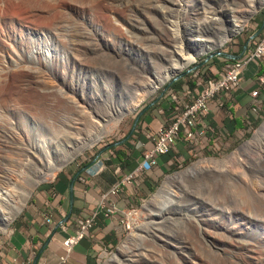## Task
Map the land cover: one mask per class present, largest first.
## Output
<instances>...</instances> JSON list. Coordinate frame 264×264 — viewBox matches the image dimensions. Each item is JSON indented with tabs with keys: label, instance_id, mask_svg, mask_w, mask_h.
I'll list each match as a JSON object with an SVG mask.
<instances>
[{
	"label": "rangeland",
	"instance_id": "rangeland-1",
	"mask_svg": "<svg viewBox=\"0 0 264 264\" xmlns=\"http://www.w3.org/2000/svg\"><path fill=\"white\" fill-rule=\"evenodd\" d=\"M157 1L0 0V127L9 128L11 131L28 128L30 138L34 140H31L34 147L38 146L42 156L50 160L48 167L41 165L29 169L28 172L26 170L25 177L21 178V183L24 181V185L21 186L23 189H29L30 195L23 202L21 201L22 208L8 224L7 230H0V251L7 246L11 231L23 216L35 194L45 185L53 183L60 174L80 169L105 145L125 137L137 114L153 101L168 83L167 80L135 109L127 111L120 123L93 145L80 149L74 144H65L62 154L67 152L65 159L70 158V160L65 163L56 162L46 148L45 138L53 136L54 131L62 124L63 127H67L72 120L71 102L68 100L70 94L64 87L61 90L58 88L61 85L58 83L59 79L53 75L54 73L47 75L54 71L56 59L69 60L72 52L76 54L78 62L80 61L79 66L84 68L85 74L79 75L80 68L76 67L75 75L69 76V81L76 84L80 92H86L89 104L97 109L105 110L110 102L119 107L132 101L134 95L142 91L143 87L154 80L157 74L173 73V67L187 60L183 56L188 53H196L203 48L211 47L202 52L203 54H195V60L186 65L183 71L201 63L208 55L206 52L211 49V51L222 49L235 53L232 50L237 46L235 51H241L245 41L260 27L264 17V0ZM174 2L179 4H173ZM73 17H77L84 27H88L90 23L97 25L100 33H104L113 46L103 40H87L83 36H80V39L76 36L74 40L76 45L73 48L70 39L65 36L67 28L71 27ZM234 22H243V28L227 37V41L218 47L220 39L233 30ZM187 30H196L195 38L197 39L196 46L189 50L186 42ZM174 34H177L180 39L174 41ZM58 35H60L59 40ZM255 40L256 38L250 44H254ZM174 46H177L180 55L173 53ZM181 48L185 51L182 56ZM39 51L44 53L42 63L39 62ZM227 60L233 59L215 56L173 84L179 83L181 87L185 81L188 88H194L199 76H214L210 66H219L222 71ZM38 70H46L48 73L43 75L45 72L39 71L41 73L39 75ZM49 76L52 77H50L51 84L49 79L41 81ZM34 79L35 81L38 79L39 86H34L35 83L37 84ZM53 81L56 83L52 84ZM106 89L113 93L108 94ZM132 106H134L133 103ZM114 122V120H107L106 127L111 129ZM263 124L264 114L257 126L242 142L251 141ZM238 147L239 145L232 149L200 152L186 160L174 159L160 175V180L152 193L135 207L137 213L130 219L131 221L135 219L137 223L133 222L131 229L122 225L119 239L104 250L97 264H106L108 258L119 252L121 245L132 236L134 231H138L143 236H138L136 241L134 240L133 248L137 249L136 255L126 256L129 259L121 261L120 264H148L146 258L151 260L158 258V264H178L180 255L187 257L200 255L211 264H242V259L243 264H257L258 260L254 257L253 251L260 246L264 247V135L258 142L246 146L240 161H235L232 166L227 167L228 169L205 170L185 179H174L173 187L179 189L182 197L172 206L175 209L174 213L167 219L160 221L150 218L146 207L166 180L169 182L170 177L202 160L225 158L232 152L238 151ZM10 156L15 158L10 162L5 161L3 152L0 153V172L2 173L0 180L2 181L19 171L16 160L20 156L13 153ZM8 162L11 165H8ZM55 167L58 170L56 169L52 176L50 171ZM241 170H244V173ZM42 172H45V175L38 177V174ZM228 210L232 214H237L235 219L239 220L244 214L250 220L247 224L249 231H245L243 236L227 235L228 237H225L221 234L222 231L209 224L215 217H220L221 221L227 220L228 223L229 219L222 216V213L229 212ZM149 244L152 245L149 246Z\"/></svg>",
	"mask_w": 264,
	"mask_h": 264
},
{
	"label": "crops",
	"instance_id": "crops-1",
	"mask_svg": "<svg viewBox=\"0 0 264 264\" xmlns=\"http://www.w3.org/2000/svg\"><path fill=\"white\" fill-rule=\"evenodd\" d=\"M235 48L232 52L239 53ZM209 68L214 75L220 71L216 65ZM186 86L185 81L181 87L175 83L170 90L181 93L188 88ZM254 91H258V96ZM173 104L166 93L142 116L126 143L101 156L106 166L100 174L90 176L85 170L77 177L73 198L70 183L79 169L64 172L53 183L42 187L11 231L7 246L0 251V264H33L50 237L38 264H97L104 250L119 239L125 212L137 207L152 193L160 175L174 159L186 160L200 152L232 149L253 131L264 114V59L245 67L241 82L232 93H221L210 102L196 127V142H189L181 133L173 149L160 155L150 170L127 180L143 161L144 152L154 146L156 131L172 119ZM122 182L121 189L113 193V187ZM111 206H115V212L106 215V208ZM96 210L99 214L95 226L74 245L66 262L62 263L61 258L66 254L64 240L75 232L76 220ZM70 211L69 220L61 224Z\"/></svg>",
	"mask_w": 264,
	"mask_h": 264
},
{
	"label": "bare ground",
	"instance_id": "bare-ground-1",
	"mask_svg": "<svg viewBox=\"0 0 264 264\" xmlns=\"http://www.w3.org/2000/svg\"><path fill=\"white\" fill-rule=\"evenodd\" d=\"M179 2H181V1H179ZM179 2L178 3L176 2V3L179 4ZM110 3H112V2H110ZM176 3L174 2L173 4H176ZM205 13H206V11H205ZM72 20H73V22L71 23V27L67 28V32H65V36L68 39H70L71 44L73 45L72 46L73 48L76 45V44H74V40H76V38H75L76 36H79V37L83 36L87 40H89V39L90 40H95V39L103 40V41H106L110 45L113 46V43H111V40L108 37H106L104 35V33H102V32L100 33V29H99V27L97 25H93V24L90 23L89 26H91V27H89V26L88 27H84L79 22L77 17H73ZM243 25H244L243 22L242 23H240V22H238V23L236 22L235 23L234 22L233 23V30H231L229 32V34L226 33L228 35H225L224 37H222L220 39L218 45H221L225 41H227V37H230L231 34H234L235 32L241 30L243 28ZM195 33H196V30L195 31L194 30H190V31H188L186 33L187 34L186 42H187L188 50L192 49V48H194L196 46L197 39L195 38ZM57 39L58 40L60 39V35H58ZM80 39H81V37H80ZM179 39H180L179 36L177 34H174V41H177ZM80 41H82V40H80ZM210 48L207 47V48H203L201 50L199 49L200 51H196V53H188V55L186 54V56H183L184 59L187 58V60H185L182 64L174 66L173 67V73H177L178 71H181L186 65H188L191 62H193L195 60V54L205 52V51H207ZM173 51H174L173 52L174 54L179 52V50L177 49V46H174ZM183 51L184 50L181 48L180 49V53L182 52L181 56L183 54ZM184 53H185V51H184ZM38 54H39V62L40 63L44 62L43 61L44 53L42 51H39ZM75 55L76 54H74V52H72L69 60L68 59L67 60L56 59L55 60L56 64H55V68H54L53 72L51 70H50L51 72H49V73L46 72V70H43V71L42 70H38V72L39 71H42V73L45 72V73H43V75L44 74L46 75V73H48L47 75L54 73L53 75L59 79L58 83L61 85V87H58V88H60V90H61V88L64 87L65 91L70 94L69 95L70 97L68 96L69 97L68 100H69V102H71V104H70V114H71V119H72L71 122L68 123L67 127H63L62 126L63 122L61 121L62 125L60 124L61 126L58 127L54 131V135L53 136H46V138H45L46 148L49 151V153L51 154L52 158L54 157L56 159L55 160L56 162H61V163H65V162L70 160V158L65 159V157H67V154H66L67 152L64 155L62 154V150L64 149V145L65 144L68 145L67 143H69V144L71 143V144H74V145L80 147V149L84 148L86 146L93 145L99 139H101L103 137V135L109 133L115 126H117L120 123L121 119L123 118V115L127 111H129L131 109H134L149 94H151L152 92L157 90L160 87V85H162L164 82H166L173 74V73H170V72H168L165 75L157 74L156 78L154 80H151L150 82H148L143 87L142 91L137 92L134 95L132 101L128 102L125 105L119 106V107L115 103L110 102L109 104L106 105L105 110H100V109L95 108L93 105L89 104V99H87V96L85 94L86 92L85 93H84V91L80 92L77 89L76 84H74L71 81H69V76L74 74V71H75L76 67L80 68V70H78V74L79 75H84L85 74L84 68L79 66V64H80L79 62L80 61L78 62V59H77V57ZM178 55H180V54L178 53ZM35 75H37V73ZM39 75H41L40 72H39ZM50 77L51 76H49V78H43L42 80L39 78V81L40 80L43 81L44 79H49L48 81L50 82V80H52L51 79L52 77L51 78ZM34 81H35V79H34ZM36 81H37V84L36 83L34 84L33 81H32V83L34 84V86H39L38 79ZM54 81H55V79H54ZM54 81L52 82V84L54 83ZM46 84L47 83H45V85ZM50 84H51V82H50ZM50 84H48V85H50ZM62 91L64 93V90H62ZM106 92L108 94H112L113 93L109 89H106ZM67 93H65V94H67ZM132 103H133L134 106L131 107ZM107 120L108 121L109 120L110 121L111 120L115 121L111 129H108L106 127L107 123H105V122ZM66 124H67V121H66ZM27 129L28 128H26V130H24V129H16L15 130L14 129L15 131L14 130L11 131L9 128L7 129L6 127H0V153L2 154V152H3V158L5 159V161L9 160V162H10L12 159L15 158V157L12 158L10 156L12 153H13V155L18 154L20 156L19 159H18L19 161L15 159L17 161V167H18L17 170H19L18 173L16 172L15 175L7 177V179H5L6 181L5 180H3V181L0 180V184H1V186H0V230H4V231L7 230L8 224L14 219L15 215L22 208V207H20L21 201L23 202L24 199L27 196L30 195V190L29 189H23V187H22L24 185L23 184L24 181L21 183V180H22L21 178L25 177L26 170L28 172L29 169L31 170V169H33V168H35L37 166H41V165L47 166L50 163V160H48V158L45 159L42 156V153H40L39 149L37 148L38 146L34 147V145L32 144V141H31V140H33V138L32 139L30 138V133H29L30 130H27ZM52 134H50V135H52ZM263 135H264V124L257 131V133L255 134L254 138L251 141H249L248 143H246V145L242 149H239L238 151H234V152H232L231 154H229L228 156H226L225 158H222V159L202 160V161L194 164L193 166L188 167L186 170L181 171V172L177 173L176 175L170 177L169 178V182H167V180H166V183L160 188V190L157 193H155L153 198L146 205L147 210H148V215L150 216V218H153L155 220H160L161 221V220L167 219L168 217H170V215L172 213H174L175 209H173L172 206L174 204H177V202L182 197V194L179 191V189L173 187L172 181L174 179H185L186 177L198 174L199 172L205 171V170H209V171L210 170L211 171L216 170V171H218L217 169H225V168L228 169L230 167V165L232 166V164H234L235 161H237V160L240 161V156H241L242 151L245 149L246 146H249L250 144L252 145V144L258 142L262 138ZM70 152H73V151H70ZM1 158H2V156H1ZM8 165H11V164L9 163ZM8 165H7V167H8ZM240 165H241V163H240ZM7 167H6V170L9 171V169H7ZM233 167H236V166H233ZM49 168H47V169H49ZM56 169H57V167L53 168L52 171H50V172H52V176L55 174V170ZM238 170H240V169H238ZM1 174L2 173L0 172V175ZM44 175H45V172H42V173L38 174V177L39 176L43 177ZM248 176H249V174H248ZM248 176H247V179H249ZM175 182H177V181H175ZM259 188H260V185H259ZM236 215L237 214H232L231 211L224 212V213H222V216L225 217L226 219H229L228 223H227V220L226 221H221L220 217H215V218H213L210 221L209 224L212 227L214 226V227L218 228L219 231H222L221 234L223 236H225V237H228L227 235L243 236L245 234V231L246 232L249 231V227H247V224L249 223L250 220H248V217L246 215H244V214L239 220L235 219ZM211 216H213V215H211ZM208 218H210V217H208ZM133 222H134V224L137 223L135 221V219L132 221V223ZM153 222H155V221L153 220ZM200 222H202V221H200ZM215 231H216V229H215ZM213 233H215V232L213 231ZM208 234H209V232H208ZM138 236L139 237H143V236H141V234L138 231L137 232L134 231L132 236H130L121 245V247L119 249V252L113 254L110 258H108L106 264H120L121 261L129 259V258H126V256H135L136 255L135 251L137 249L133 248V247H135L134 240L136 238H138ZM216 236H217V234H216ZM158 238H160V237H158ZM163 239H164V237H163ZM157 240L159 241V239H157ZM242 240H244V238ZM153 241H154V237H153ZM229 241H230V239H229ZM231 241H232V239H231ZM249 241H251V240H249ZM169 243H167V244H169ZM217 244H219V243H217ZM233 244H234V242H233ZM150 245H152V244H149V246ZM240 245H242V244H240ZM154 246H155V244H154ZM225 248H227V247H225ZM230 249H232V248H230ZM232 251H234V250L232 249ZM240 251H241V249H240ZM155 252H157V251H155ZM247 252H246V254H247ZM253 252L255 254L254 257H256V259L258 260L257 264H262L264 262V258H263L264 257V247L260 246V247H258L257 250L255 249V251H253ZM234 253H236V252H234ZM187 254H189V253H187ZM156 256H158V255H156ZM197 256L196 255H190L189 257H187V256H184V255H180L179 259H178L179 260L178 264H211V262L205 260V258L204 259L201 258L202 256L201 257H200V255L198 257ZM220 257H221V255H220ZM145 258H146V256H145ZM157 259L158 258H156V260H151V259L146 258V262L148 264H158L157 263ZM254 261H256V260L254 259ZM241 262L244 263V260L242 259Z\"/></svg>",
	"mask_w": 264,
	"mask_h": 264
},
{
	"label": "built area",
	"instance_id": "built-area-1",
	"mask_svg": "<svg viewBox=\"0 0 264 264\" xmlns=\"http://www.w3.org/2000/svg\"><path fill=\"white\" fill-rule=\"evenodd\" d=\"M254 42V44L249 45L242 58L227 60L222 71H219L217 75L212 77L199 76L194 88H187L181 93L170 89L167 91L174 103L172 107L173 117L156 131L154 146L144 152L143 161L133 173L127 176V180H132L140 172L150 170L160 155L169 153L173 149L181 133L189 142H196V127L199 119L207 113L210 102L221 93L226 95L232 93L239 86L245 67L251 62L264 59V30ZM253 94L258 96V91H254ZM105 166L104 159L100 157L86 169V173L90 176L98 175ZM122 185L123 182L115 185L112 192H118ZM115 210V206L107 207L106 215L113 214ZM136 213L137 208L135 207L125 212L122 224L127 229L132 228L130 217ZM98 214L99 211L96 210L89 216L80 217L76 220L75 232L64 240L66 254L61 258L62 263L66 262L74 245L93 229ZM47 220L50 221V217Z\"/></svg>",
	"mask_w": 264,
	"mask_h": 264
},
{
	"label": "water",
	"instance_id": "water-1",
	"mask_svg": "<svg viewBox=\"0 0 264 264\" xmlns=\"http://www.w3.org/2000/svg\"><path fill=\"white\" fill-rule=\"evenodd\" d=\"M264 30V17L262 20V23L260 25V27L252 34L250 35V37L245 41L242 50L239 53H231L228 51H224L222 49H216L214 51H208L206 53H208L207 57L199 64L194 65L193 67L183 71H178L177 73H175L174 75H172L170 78H172L170 80V78L168 79V83L165 85V87L162 89V91L160 92V94L153 100L151 101L148 105H146L136 116L132 127L130 129V131L127 133V135L125 137H123L122 139L114 142V143H109L107 145H105L102 149H100L95 155L94 157L88 162L86 163L83 167H81V169H79V171L75 174V176L72 178L71 183H70V193H71V197L73 198V190H74V185H75V181L77 179V177L82 174L88 167H90L98 158H100L106 151L122 145L124 143H126L134 134V132L136 131L142 116L149 110L151 109L153 106H155L167 93V91L171 88V86L173 85V83L177 80H179L180 78L185 77L189 72L193 71L194 69L199 68L201 65L205 64L206 62H208L211 58L215 57V56H222L225 57L227 59H240L244 56V54L246 53V51L249 48V45L251 43L252 40H254L255 38H257L262 31ZM233 34H231L232 36ZM223 44L218 45V47H221ZM210 52V53H209ZM203 54V53H200ZM170 80V81H169ZM165 83V82H164ZM135 109V108H134ZM246 143H248V141L246 142H242V144L239 145L238 150L242 149ZM71 217V211L70 213L63 219L61 220V224H64L66 221L69 220V218ZM51 237L43 244V246L41 247V249L39 250V252L37 253L33 264H38L39 258L44 250V248L48 245V243L50 242Z\"/></svg>",
	"mask_w": 264,
	"mask_h": 264
},
{
	"label": "trees",
	"instance_id": "trees-1",
	"mask_svg": "<svg viewBox=\"0 0 264 264\" xmlns=\"http://www.w3.org/2000/svg\"><path fill=\"white\" fill-rule=\"evenodd\" d=\"M202 75V74H201ZM194 84V83H193ZM190 87H191V85H190Z\"/></svg>",
	"mask_w": 264,
	"mask_h": 264
}]
</instances>
